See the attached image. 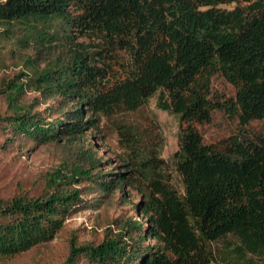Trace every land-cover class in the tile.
Instances as JSON below:
<instances>
[{
	"label": "trees",
	"instance_id": "trees-1",
	"mask_svg": "<svg viewBox=\"0 0 264 264\" xmlns=\"http://www.w3.org/2000/svg\"><path fill=\"white\" fill-rule=\"evenodd\" d=\"M75 28L100 42L78 41ZM2 34L37 53L0 86L8 123L39 143L79 147L71 165L49 174L44 193L0 200V261L53 240L85 202L77 185L90 181L104 193L136 189L140 219L109 228L98 244L73 240L63 264H215L217 255L264 264V133L242 131L219 146L194 126L211 122L216 109L236 114L243 129L264 119V0H0ZM215 75L235 87L234 97L212 95ZM28 89L56 100L61 118L45 123L22 102ZM156 94L186 124L174 154L183 193L160 158L134 156L132 127H117L128 153L121 163L85 143L103 118L136 111ZM221 240H229L226 256L214 246Z\"/></svg>",
	"mask_w": 264,
	"mask_h": 264
},
{
	"label": "rangeland",
	"instance_id": "rangeland-1",
	"mask_svg": "<svg viewBox=\"0 0 264 264\" xmlns=\"http://www.w3.org/2000/svg\"><path fill=\"white\" fill-rule=\"evenodd\" d=\"M235 6L236 3L221 5L226 9ZM72 33L78 41L94 44L100 42L95 36L80 34L76 28ZM34 48L33 45L22 46L17 37L0 35V86L5 80L28 70V60L37 56ZM37 64L43 67L46 62L38 59ZM212 95L218 100H227L235 96V87L222 76L215 75L212 80ZM22 102L31 106L33 112H39L45 123L62 116L58 112L56 100H46L35 90L28 89ZM11 114L6 98L0 94V200H10L16 195L31 197L44 193L48 190L49 174L58 168H64L67 162L71 165L76 160V150L79 147L78 143L65 139L39 143L31 136L15 132L6 119ZM121 123L132 127L139 136L140 145L134 156L142 159L146 156L160 158L164 176L183 193L182 177L174 157L186 126L180 117L161 109L156 94L136 111L103 118L99 128L88 129L84 136L85 143L92 145L96 157L112 160L114 164L121 163L122 158L126 157L128 153L122 147L117 128ZM194 126L202 133L206 143L219 146L230 136L242 131L250 136L264 133V119L254 120L243 129L237 115L226 112L225 109H216L211 122L195 123ZM111 166L113 165H107V170ZM77 186L82 188L85 202L67 219L56 237L19 255L6 258L0 264H63L73 240L98 244L109 228L117 230L125 220L140 219L136 205L141 200V194L136 189L128 188L125 196L119 189L111 193L99 191L90 181H82ZM228 241L221 240L214 244L224 256L229 252ZM87 261L85 257L79 259L80 264H86ZM215 264L235 263L228 257L225 260L217 255Z\"/></svg>",
	"mask_w": 264,
	"mask_h": 264
}]
</instances>
